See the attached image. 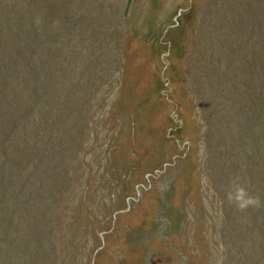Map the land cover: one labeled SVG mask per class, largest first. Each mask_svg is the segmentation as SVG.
I'll return each mask as SVG.
<instances>
[{
    "label": "rangeland",
    "instance_id": "obj_1",
    "mask_svg": "<svg viewBox=\"0 0 264 264\" xmlns=\"http://www.w3.org/2000/svg\"><path fill=\"white\" fill-rule=\"evenodd\" d=\"M234 175L264 202V0H0V264H264Z\"/></svg>",
    "mask_w": 264,
    "mask_h": 264
},
{
    "label": "clouds",
    "instance_id": "obj_2",
    "mask_svg": "<svg viewBox=\"0 0 264 264\" xmlns=\"http://www.w3.org/2000/svg\"><path fill=\"white\" fill-rule=\"evenodd\" d=\"M226 199L229 205L235 207L239 212H246L249 208L260 209L264 207V202L260 196L256 195L250 184L239 175L232 177L229 190L226 192ZM218 264H223V258L218 261Z\"/></svg>",
    "mask_w": 264,
    "mask_h": 264
}]
</instances>
